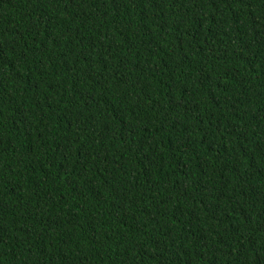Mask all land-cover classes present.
Returning <instances> with one entry per match:
<instances>
[{
  "label": "trees",
  "instance_id": "1",
  "mask_svg": "<svg viewBox=\"0 0 264 264\" xmlns=\"http://www.w3.org/2000/svg\"><path fill=\"white\" fill-rule=\"evenodd\" d=\"M0 264H264V0H0Z\"/></svg>",
  "mask_w": 264,
  "mask_h": 264
}]
</instances>
